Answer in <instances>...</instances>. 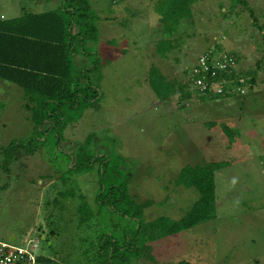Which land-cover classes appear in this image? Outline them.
<instances>
[{
  "label": "rangeland",
  "instance_id": "obj_1",
  "mask_svg": "<svg viewBox=\"0 0 264 264\" xmlns=\"http://www.w3.org/2000/svg\"><path fill=\"white\" fill-rule=\"evenodd\" d=\"M89 1L98 17L97 41L88 44L94 54L81 52L76 59L94 65L101 56L93 76L102 96L83 112L82 105L74 113L63 107L64 117L73 119L60 129L63 141L56 145L50 135L36 136L37 152L19 150L9 171L2 166L3 149L30 140L35 126L23 89L0 80L1 239L9 240V229L33 232L39 254L64 264H100L104 216L107 222L110 217L106 211L96 217L100 164L71 170L63 153L85 148L109 156L128 177L136 202L153 201L143 209L147 221L180 219L199 199L197 188L176 183L185 165L226 163L216 172L217 217L148 242L130 264H264V0H246L256 19L242 3L233 8L232 0H198L172 32L157 11L161 0ZM62 3L0 0V18L55 10ZM166 38L173 48L161 56L157 45ZM217 44L236 55L235 77L255 79L244 94L204 98L175 83V93L162 99L150 86L152 67L183 83L203 52L218 51ZM89 209L94 216L88 220Z\"/></svg>",
  "mask_w": 264,
  "mask_h": 264
},
{
  "label": "trees",
  "instance_id": "obj_2",
  "mask_svg": "<svg viewBox=\"0 0 264 264\" xmlns=\"http://www.w3.org/2000/svg\"><path fill=\"white\" fill-rule=\"evenodd\" d=\"M197 1L161 0L157 11L161 14L167 31L172 32L183 18L190 17ZM232 3L233 8L240 3L244 4L251 11L252 18L256 19L248 1L232 0ZM97 20L89 0H63L59 9L26 13L13 19L0 18V80L15 83L23 89L27 99L26 107L31 112L30 118L35 126V136L30 140L12 141L3 149L4 170L9 171V166L17 159L19 150L23 149L29 154L37 152L38 145L33 147L36 136L50 135L57 139L56 145L63 141L60 129H64L73 120L72 117H64L66 110L63 107L74 113L75 107L82 105L80 112H83L84 107L100 100L102 93L99 81L93 74L101 66V56L99 55L94 65H86L76 59L81 52L94 54L92 50L89 51L88 44L97 41ZM217 46L218 53L226 51L219 44ZM172 48L173 42L168 38L159 41L157 45L161 56L167 55ZM213 49L203 54L214 53L216 49ZM234 56L236 57L235 54ZM192 68L184 81L186 83L169 81L157 67L151 68L148 81L160 98L168 99L176 91L175 83L182 86L181 90H194L191 87ZM231 73L230 77H235L233 71ZM251 80L254 82L255 79ZM251 80H247L245 84H251ZM188 91L183 93L189 95ZM198 95L204 98L209 96L200 92ZM49 122L52 125L45 127ZM223 129L232 133L228 127ZM93 140L94 136L90 135L85 147L90 148ZM75 151H62L68 156L69 163L71 162L69 169L89 171L96 162L100 164L99 190L95 199L99 210L96 217L100 218L104 211L110 214L108 222L103 215L107 230L103 233L102 246L98 249L100 264H130L132 257L142 254L148 242L176 235L217 217L216 172L226 165L224 162L185 165L179 172L176 183L187 188H197L199 199L180 219L161 216L147 221L143 217V209L153 201L139 204L132 198L129 194L128 177L118 171L109 156H97L85 148ZM92 216L94 213L91 214L89 209L87 219ZM37 264L64 263L40 254Z\"/></svg>",
  "mask_w": 264,
  "mask_h": 264
},
{
  "label": "built area",
  "instance_id": "obj_3",
  "mask_svg": "<svg viewBox=\"0 0 264 264\" xmlns=\"http://www.w3.org/2000/svg\"><path fill=\"white\" fill-rule=\"evenodd\" d=\"M236 69V58L225 51L204 53L191 71L192 87L201 94L233 96L244 94L246 80L230 77ZM38 241L33 244H15L11 240L0 239V264H37Z\"/></svg>",
  "mask_w": 264,
  "mask_h": 264
},
{
  "label": "crops",
  "instance_id": "obj_4",
  "mask_svg": "<svg viewBox=\"0 0 264 264\" xmlns=\"http://www.w3.org/2000/svg\"><path fill=\"white\" fill-rule=\"evenodd\" d=\"M40 184H42V183H40ZM5 235L6 236L8 235L9 240L11 239V241H13V242L19 241L20 244H27L30 240H33V232H29V236H24V234L16 233V230L9 229L6 231ZM0 239H1V237H0ZM2 240H5V239L3 238Z\"/></svg>",
  "mask_w": 264,
  "mask_h": 264
},
{
  "label": "bare ground",
  "instance_id": "obj_5",
  "mask_svg": "<svg viewBox=\"0 0 264 264\" xmlns=\"http://www.w3.org/2000/svg\"><path fill=\"white\" fill-rule=\"evenodd\" d=\"M215 52H217V51H215Z\"/></svg>",
  "mask_w": 264,
  "mask_h": 264
}]
</instances>
